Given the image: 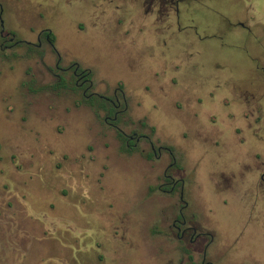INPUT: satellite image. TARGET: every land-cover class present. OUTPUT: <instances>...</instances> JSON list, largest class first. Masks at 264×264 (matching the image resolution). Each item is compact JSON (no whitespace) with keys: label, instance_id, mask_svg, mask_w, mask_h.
Wrapping results in <instances>:
<instances>
[{"label":"rangeland","instance_id":"374dc122","mask_svg":"<svg viewBox=\"0 0 264 264\" xmlns=\"http://www.w3.org/2000/svg\"><path fill=\"white\" fill-rule=\"evenodd\" d=\"M177 1L179 27L168 31L176 26ZM176 2L168 15L154 11L148 19L143 0H0V25L17 39L0 48V217L14 220V249L0 252L2 258L200 264L201 254H187L164 222L177 200L158 189L166 186L168 154L129 150L104 121L110 104L101 95L116 90L119 109L123 97L127 108L109 121L125 133L149 135L155 147L170 146L184 168L175 175L185 179L184 198L216 231L208 258L215 264L264 259V239L253 231L236 237L237 212L215 192L220 170L213 162L228 163L231 152L198 149L234 144L235 137L209 123L218 118L214 109L230 108L227 92L219 105L212 99L230 85H246L253 68L264 69V0ZM136 6L145 21L126 23L124 10ZM47 30L54 41L43 36L34 45ZM58 55L62 67L89 70L86 94L71 68L56 67ZM176 72L173 89L165 84Z\"/></svg>","mask_w":264,"mask_h":264},{"label":"flooded vegetation","instance_id":"af4514ba","mask_svg":"<svg viewBox=\"0 0 264 264\" xmlns=\"http://www.w3.org/2000/svg\"><path fill=\"white\" fill-rule=\"evenodd\" d=\"M143 1L146 6L145 12L155 11L159 15H168L174 6L173 4L176 2V0ZM176 5H178V1ZM174 10L178 12V7H174ZM240 24L242 25V23ZM47 33L51 34L49 30L41 31L37 36V43L34 45L40 46L43 36L51 44L52 42L49 40L50 35H47ZM0 37H2V41L0 42L1 49L10 48L17 42L13 33L5 31L2 25H0ZM59 63L60 57L58 55L56 67L63 71L71 68L75 83L82 88L83 94H86V91L91 86V81L88 77L89 70L80 68L77 63L67 67H62ZM256 72L257 74H253L252 76V81H257L261 84L247 88H236L233 91V95H235L238 102H246L248 109L245 115L247 118V128L251 131L255 140L261 142V148L249 144V147L245 151L244 157L247 162L243 166V170L228 173L225 169H221L218 174L219 182L217 183L215 192L221 198L219 202L223 205L230 202L234 213L237 212L238 220L235 219L233 221V228H237L236 237L239 238L243 233L253 231V235L264 239V69L262 68ZM114 91L113 97L101 95L110 104L108 108H104L106 112L104 121L117 129L119 140L123 141L124 146L129 150L138 148L141 153L150 150L156 156L164 150L168 154L171 161L163 170V179L166 181V186L158 185V189L168 192L177 200L172 206V212L166 217L164 222L168 224L178 242L184 243L183 250L187 254L189 250H194L201 254L200 264H215L213 260L208 258V253L214 241L216 231L211 229L212 225L206 220V216L199 219L198 210L193 209L189 205V201L184 198L185 179L181 176L178 178L175 176L181 170H184V168L175 164L176 160L173 149L170 146L164 145L155 147L149 135L144 133L139 134L135 131L125 133L115 123L110 122L109 119L116 120L118 114H121L127 108L126 100L123 97V108L119 109L121 101L117 96L116 90ZM120 91L122 92V90ZM92 95L90 93L89 97ZM110 114H112V118H110ZM259 149H261V152ZM13 228L14 220L12 218H7V215L6 217H0L1 253L14 249ZM254 257L255 255H253ZM218 258L220 259V255ZM253 258L243 256L239 264H264V259L258 257L253 260ZM2 263L13 264L9 257L2 258L0 256V264Z\"/></svg>","mask_w":264,"mask_h":264},{"label":"crops","instance_id":"0c3cea01","mask_svg":"<svg viewBox=\"0 0 264 264\" xmlns=\"http://www.w3.org/2000/svg\"><path fill=\"white\" fill-rule=\"evenodd\" d=\"M119 4H121V3H119ZM180 4H181V2H178V6H177L178 7V15H176L177 19L175 22L176 26L174 27L173 24H169L168 27H166V28H168V31H170L171 28H173V30H175L176 28L179 27V21H180L179 6H180ZM122 6H124V5L122 4ZM120 7H121V5H118V6L115 5V8H117V9ZM141 7L136 6V9L133 12H131V11L125 12V10H124V13H126L124 16V21L126 23L134 22L133 24H135V19L145 21V17H143L144 11L141 10ZM153 13L154 12L149 13L148 19L151 16V14H153ZM146 20H147V17H146ZM142 25H145L144 22L142 23ZM236 25H238V24H236ZM163 46H165V43H163ZM175 63H176L175 60H173L172 65H174L176 68L177 66ZM257 70H260V69H257ZM257 70H256V68H253L251 70L249 80H248L249 83L247 81L246 85H242V86L230 85L228 87V89H221L220 92L218 93V95L212 99V103H214V105H219L218 102H221V101H218V102H216V101L221 99L220 93L223 90L225 92H227V96H225V99L226 98L230 99V102H231L230 108H228L227 110H220L219 108L214 109L216 112L219 111L217 113L218 118L214 119V121L209 122V123H210V125L218 127V129L220 131H222L223 136H225L226 138L235 137L234 138L235 141H234L233 146L232 147L229 146L228 148L225 149L224 145H221L218 142L217 145H220V147H218V148H217V146H214V145L213 146H211V145H205V146L200 145V147L198 148L200 150V153L202 154V150H204L206 147H211L212 149L215 150V153L217 156H218V154H221V152H223L224 150L231 152L230 160L226 164L220 165L218 162L214 161V158L212 159V162L214 161L213 163L215 164V166H217V165L219 166V170L225 169L226 171H228V173L239 172V171L243 170V166L247 162V160L244 157L245 151L249 147V144L256 145L257 147L261 148V146H260L261 142H257L255 140V138L252 136L251 131L248 130V128H247V124H246L247 118L245 117L247 110H248L247 105L245 104V107L242 108L240 106V103L242 104V102H238V100L235 98V95H233V91L236 88H239V87L240 88H247V87L258 86V84H261L257 81H255V82L252 81V76H253L252 73L256 72ZM174 71H176V69H174ZM167 77H171V78H170L169 83H166L165 85L166 86L168 85L171 88L174 87L173 89H176V86L179 85V82H180V77L177 74V72H176V74H170V76L167 75ZM163 79H164V77H163ZM159 81H161L163 83L162 78L159 79ZM215 81H216V84L219 85V84H225L227 80H223L222 82H219V80L216 79ZM159 85H161V84H159ZM173 89H172L173 92H183L185 100L191 99L189 97V95L185 93L184 90H173ZM228 94H230V95H228ZM196 101H197V99H196ZM235 129H236V131H233ZM238 129H239V132H238ZM226 138H224V139H226ZM259 150L261 152V149H259ZM231 164H233V165H231ZM211 209H213L212 206H211Z\"/></svg>","mask_w":264,"mask_h":264},{"label":"trees","instance_id":"16d2710c","mask_svg":"<svg viewBox=\"0 0 264 264\" xmlns=\"http://www.w3.org/2000/svg\"><path fill=\"white\" fill-rule=\"evenodd\" d=\"M47 35H50V39H49V40H50L51 42H53V41H54V39H53V36H52V34H49V33H47ZM88 77L90 78V73H88Z\"/></svg>","mask_w":264,"mask_h":264}]
</instances>
